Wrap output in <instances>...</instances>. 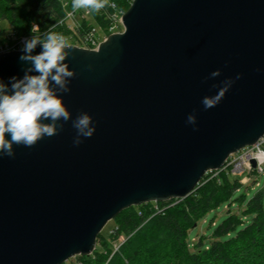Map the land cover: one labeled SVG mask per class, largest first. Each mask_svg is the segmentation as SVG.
<instances>
[{"label": "water", "instance_id": "1", "mask_svg": "<svg viewBox=\"0 0 264 264\" xmlns=\"http://www.w3.org/2000/svg\"><path fill=\"white\" fill-rule=\"evenodd\" d=\"M121 21L96 47L66 49L75 75L60 95L72 116L91 114L93 135L74 146L69 121L0 157V264L89 255L120 211L188 196L264 136V0H132ZM19 55L0 52L6 82L30 66Z\"/></svg>", "mask_w": 264, "mask_h": 264}, {"label": "trees", "instance_id": "2", "mask_svg": "<svg viewBox=\"0 0 264 264\" xmlns=\"http://www.w3.org/2000/svg\"><path fill=\"white\" fill-rule=\"evenodd\" d=\"M102 2L103 7L91 11L94 22L84 18L73 26L66 18L72 0H0V21H8L13 31H0V44L30 37L33 25L39 26L38 32L72 33L73 43L95 24L108 35L117 30L112 15L125 12L131 0ZM243 187L230 166L211 170L184 198L123 209L113 218L112 228L98 234L91 254L62 264H264V181L249 192ZM235 203L242 206L239 213L231 210ZM220 205L228 206L227 214L220 222L211 219L215 223L211 239L201 235L193 241L191 228ZM122 236L116 247L111 245Z\"/></svg>", "mask_w": 264, "mask_h": 264}, {"label": "clouds", "instance_id": "3", "mask_svg": "<svg viewBox=\"0 0 264 264\" xmlns=\"http://www.w3.org/2000/svg\"><path fill=\"white\" fill-rule=\"evenodd\" d=\"M103 7L102 0H72V9ZM39 26L33 25L32 35L24 39L20 47V61L30 62L24 74L8 77L7 82L0 78V157L14 156V145L31 147L37 141L58 133L65 123L71 122L75 130L72 138L74 146L83 138L91 137L96 123L87 111L72 116L60 93L70 91V80L75 75L68 67L65 57L69 47L65 36L51 29L38 32ZM40 44L41 50L33 53ZM220 70L214 69L209 75L215 77ZM240 76L237 73L235 79ZM233 83L227 79L222 87L211 96H204L201 104L205 109L215 106L223 97V92ZM195 113H189L186 123L196 124Z\"/></svg>", "mask_w": 264, "mask_h": 264}, {"label": "rangeland", "instance_id": "4", "mask_svg": "<svg viewBox=\"0 0 264 264\" xmlns=\"http://www.w3.org/2000/svg\"><path fill=\"white\" fill-rule=\"evenodd\" d=\"M66 1L67 0H65V2ZM68 9L70 11L73 10L70 7H68ZM83 9L84 8L80 9L79 11L77 10L78 12H76L75 16H71V17L67 18V22L70 25H73V24H77V23L81 22V20H83L84 18L94 22L93 14L91 15V13H90V14L83 15L84 14V12L82 11ZM95 28H96V34L100 38V40L104 39V37L107 35V34H105L106 32H104L102 29H100V27L97 24H95ZM114 29H117L116 31H121L123 29V26L122 27L118 26ZM2 30H5L8 34L13 33L11 25L6 20L0 21V31H2ZM61 34H64L65 36H70V34H72V33L67 32V33H61ZM19 39H21V38H18L15 41H17ZM15 41L7 40L6 42L13 44V43H15ZM76 44L79 45V42H76ZM80 46H82V45H80ZM260 149L264 152V143L261 145ZM234 174H238V176H240V181L243 184V186H244L243 189L246 192H249V191L256 189L264 181V170L262 171L260 169V166L259 167L257 165L253 166V164H251L250 169H248L242 173L236 172ZM259 183H260V185H259ZM237 193L238 192H236L235 196L237 195ZM241 207L242 206H240L238 203H235V204L231 205V210L233 212L239 213L241 210ZM227 209H228V206L220 205L216 209L209 211L207 213V215L205 216V218L198 221L197 225L195 227L191 228V230H190L191 239L193 241L194 240L196 241L199 239V237L201 235H205V236H207L205 238L210 240L213 227L215 226V223H213V221L211 222V219L214 218L213 220L215 222H220L226 216ZM112 226H113V219L109 220L106 223V225L104 226L102 231L103 230L108 231L112 228ZM123 238L124 237L122 236L118 240L117 239L112 240L111 245L116 247L118 245L119 241L122 240ZM97 244H98V242L96 243V245ZM77 256H79V255H75V256L70 257V258L77 261ZM69 259H67V261Z\"/></svg>", "mask_w": 264, "mask_h": 264}, {"label": "built area", "instance_id": "5", "mask_svg": "<svg viewBox=\"0 0 264 264\" xmlns=\"http://www.w3.org/2000/svg\"><path fill=\"white\" fill-rule=\"evenodd\" d=\"M131 2H132V0H131ZM111 5L114 6V4H111ZM80 9H82V8L75 9L72 11L68 10L66 18H69L71 16H75L76 12H78ZM82 11L84 12L83 15H86V14H90L92 9L91 8H84ZM121 16H122V12H119V11L112 15V17H111L112 18V24H113L112 27L116 28L119 26V24L122 25ZM73 25L75 26V24H73ZM26 38H28V37L23 36V37H21V39H19L17 41L14 40L15 43H13V44L12 43L10 44L7 42H2L0 44V52L12 50V49H20L24 39H26ZM65 38L67 39L68 44H76V43H73L72 38L70 36H65ZM81 38L82 39L79 41V45L89 47V48L96 47L100 41V38L96 34V28L90 32L85 33L84 36H82ZM263 143H264V136L256 144H254L252 146L244 147L240 151L231 154L226 161V166H230L232 168L233 173H236V172L242 173V172L251 168V164H252L251 160L254 158L256 160V165L258 167L260 166V169L263 171L264 170V156L261 159V157L259 155V153H262L264 155V152L260 149L261 145Z\"/></svg>", "mask_w": 264, "mask_h": 264}, {"label": "bare ground", "instance_id": "6", "mask_svg": "<svg viewBox=\"0 0 264 264\" xmlns=\"http://www.w3.org/2000/svg\"><path fill=\"white\" fill-rule=\"evenodd\" d=\"M259 155H260L261 159H262V158H263V156H264L262 153H259Z\"/></svg>", "mask_w": 264, "mask_h": 264}]
</instances>
